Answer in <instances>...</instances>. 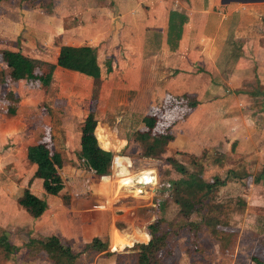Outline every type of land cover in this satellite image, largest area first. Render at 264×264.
Listing matches in <instances>:
<instances>
[{"label": "rangeland", "instance_id": "obj_1", "mask_svg": "<svg viewBox=\"0 0 264 264\" xmlns=\"http://www.w3.org/2000/svg\"><path fill=\"white\" fill-rule=\"evenodd\" d=\"M172 11L186 15L176 48L177 41L174 46L166 39ZM157 30L161 45L151 47ZM66 45L98 49L101 78L60 68L57 58ZM18 51L38 61L37 71L52 77L50 85L12 75L9 53ZM4 72L0 237L5 234L19 249L6 257L0 248V264H53L31 240L46 239L55 225L70 228L77 218L93 216L104 225L112 213L95 206L120 196L137 208L133 227L147 232L142 240L151 224L167 234L159 264H264V141L258 134L264 125V1L3 0ZM89 114L95 116V134L114 153L107 182L82 157ZM139 133H170L175 139L152 156ZM39 143L62 157L65 189L58 196L44 191V174L28 159V148ZM216 154L223 162H215ZM171 158L206 181H227L208 201L213 210L206 206L187 219L174 200H164L167 183L182 178ZM125 170L132 176L154 170V192L141 197L124 187ZM26 189L52 207L45 231L39 229L41 219L19 204ZM202 215L221 224L209 227ZM142 240L99 259L137 264Z\"/></svg>", "mask_w": 264, "mask_h": 264}, {"label": "trees", "instance_id": "obj_2", "mask_svg": "<svg viewBox=\"0 0 264 264\" xmlns=\"http://www.w3.org/2000/svg\"><path fill=\"white\" fill-rule=\"evenodd\" d=\"M185 21L186 15L183 13L178 11H172L170 13L168 42H172L175 46L174 42L177 41L175 48L178 46V41L182 36ZM160 40L161 37L159 33L153 34L150 37L151 47H159L161 45L158 44ZM9 58V66L12 69V75L15 77L39 82L45 86L51 84L52 77L49 74L46 73L43 75L37 71L39 67L37 60L28 58L20 51L10 52ZM99 59L98 49L94 47L63 46L60 49L57 65L64 70L81 74L90 80H98L103 73V68ZM5 81L6 74L4 72L0 75V82L4 83ZM95 121V116L89 114L82 127L80 147L87 169L93 172L95 176L103 178V180L107 182L109 179L107 175L110 174L112 168L114 153L105 150L107 147L101 139V134H95ZM174 139V135L170 133H161L159 135L139 133L138 135V141H141L148 146L149 155L152 156L162 151L170 142L174 141ZM208 152L209 151L206 150L203 153L201 163H203V159L206 158ZM28 159L32 164L37 166L41 173L44 174V191L52 196L60 195L65 189V183L60 174V170L63 168L61 155L59 153L52 154L51 150L45 143H39L28 148ZM214 159L216 163H220L223 162L224 156L216 154V158ZM168 162L175 171L182 175V178L167 183L165 191L168 193V197L164 200H174V202L180 207L181 215L187 219L194 214L203 213L206 206L208 210H213V206L210 205L208 201L216 191L226 185L227 181L216 177L209 182L201 175L189 173L188 169L176 159L171 158ZM162 203L160 202L158 206H164ZM19 204L36 219L41 218L49 207L46 200L34 195L29 189L25 190L24 196ZM203 221L209 227H217L221 224V221L217 217L204 218L203 216ZM149 235L151 236V239L148 244L142 243L138 245L139 252L137 264H159L158 255L166 247L167 234L161 233L157 224H151L149 226L148 237L145 236L146 238L144 240H142L143 235L141 233L134 240L125 238L122 234H117L115 249L121 244L131 243L137 241V239L146 242L150 238ZM35 243L40 244V249L47 254L53 264H78L81 254L74 253L72 248L69 245L62 243L60 238L56 235L46 237V239L38 242L36 240H31V244ZM0 248L5 252L6 257L14 254L19 249L9 242L8 237L5 234L0 237ZM89 250L97 253H104L106 256H111L113 254L109 251L108 242L104 243L98 238H95L89 245H87L85 252Z\"/></svg>", "mask_w": 264, "mask_h": 264}, {"label": "crops", "instance_id": "obj_3", "mask_svg": "<svg viewBox=\"0 0 264 264\" xmlns=\"http://www.w3.org/2000/svg\"><path fill=\"white\" fill-rule=\"evenodd\" d=\"M145 1H148V0H145ZM168 28H169V22H168ZM184 28H183V30H184ZM161 32L162 31L157 30V32H155V33H159V35H160ZM155 33H153V34H155ZM162 36L160 35L161 38H163ZM166 39H168V34L166 35ZM75 47H81V46H75ZM258 134L261 135L260 141L261 142L264 141V125L260 126ZM258 139H259V137H258ZM105 150H109V149H105ZM48 205H49L48 210L40 218L42 221V223H39V226H40L39 229L41 232H42V230L45 231V228L50 227V226H46L47 223H44L46 220H48V222H50L49 221V219H50L49 214L53 213V212H51V209H52L51 205L50 204H48ZM50 220L52 222L53 219L51 218ZM74 223H75V225H73L70 228H67L68 226H65L63 228L62 226L59 227L57 225H55L53 228L51 227V229L54 231L51 230L52 232L50 233L49 236H52V235L58 236L61 239L62 243H64L65 245H69L72 248L74 253H76V254L80 253L81 256L79 258L78 264H115V262H113V261L109 262V260H107V259L106 260H100L99 256L100 255L102 256L103 253H97V252L90 251V250L85 252V248L87 247V245H89L95 238L100 239L104 243L108 242L109 246H111V247H109V249L112 250L111 252L117 253V252H119L118 250L120 248L115 249V246L113 247V244L116 240L117 233H119V234L123 233V235L128 234L131 236L136 235V237L140 233H147V232H142L140 229L136 230L137 228L133 227L134 221L132 220V216H129L127 214H122L119 216H115L112 214V219L109 221L107 220V222L104 223V225L97 223V221L95 220V218L93 216L91 219H85V218L84 219L83 218L78 219L77 218L74 221ZM120 224L122 226L121 229H123V230H120V228H119ZM125 228H126V230H124ZM149 237H150V235H149ZM149 241H150V238L148 241H146L144 243L148 244ZM136 242H139V241H135L134 243H136ZM113 249H115V250H113Z\"/></svg>", "mask_w": 264, "mask_h": 264}, {"label": "built area", "instance_id": "obj_4", "mask_svg": "<svg viewBox=\"0 0 264 264\" xmlns=\"http://www.w3.org/2000/svg\"><path fill=\"white\" fill-rule=\"evenodd\" d=\"M148 171L152 173L151 174L149 173L147 176L146 175L143 176L145 182L144 185H135L132 182L131 183L132 185H129L128 187L127 186L124 187L130 190L136 189V191L140 192L139 195L141 197H146L145 194H148L149 192H154V188L157 184V174L154 170L140 171L136 175H142L144 172H148ZM125 198L127 197L124 196L115 197L112 200L110 199L109 201H105L102 204L96 205L94 209L109 210L115 216H119L122 214H127L132 217L136 216L137 208L135 207V205H130L128 203L126 204L124 202L126 201Z\"/></svg>", "mask_w": 264, "mask_h": 264}, {"label": "bare ground", "instance_id": "obj_5", "mask_svg": "<svg viewBox=\"0 0 264 264\" xmlns=\"http://www.w3.org/2000/svg\"><path fill=\"white\" fill-rule=\"evenodd\" d=\"M124 171V170H123ZM151 174L152 172H150V171H148V172H145V173H143L142 175H136V176H132L131 174H129V172H127L126 170H125V174H122L121 175V177H123L124 179L122 180V182H121V184L122 185H124V186H129V185H132L131 183L133 182H135L136 181V179H138L139 177H143L144 175H148V174ZM131 175V176H130ZM150 176V175H149ZM134 179V180H133ZM136 183V182H135ZM134 183V184H135ZM123 235V234H122ZM140 234H138L137 235V237L139 236ZM125 238H128V239H134V238H137V237H135L136 235H134V236H129V235H127V234H125V235H123Z\"/></svg>", "mask_w": 264, "mask_h": 264}, {"label": "water", "instance_id": "obj_6", "mask_svg": "<svg viewBox=\"0 0 264 264\" xmlns=\"http://www.w3.org/2000/svg\"><path fill=\"white\" fill-rule=\"evenodd\" d=\"M231 1H244V0H223L224 3H228V2H231ZM258 1H264V0H258ZM113 163H114V160H113ZM135 182H134L135 185H144L145 184L143 177H139L138 179H136Z\"/></svg>", "mask_w": 264, "mask_h": 264}]
</instances>
